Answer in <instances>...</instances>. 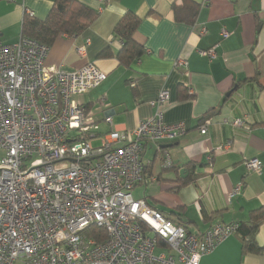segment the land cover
Returning <instances> with one entry per match:
<instances>
[{"label": "crops", "instance_id": "1", "mask_svg": "<svg viewBox=\"0 0 264 264\" xmlns=\"http://www.w3.org/2000/svg\"><path fill=\"white\" fill-rule=\"evenodd\" d=\"M82 1L98 11L97 18L80 35H61L50 48L47 67L81 69L94 62L104 71L103 84L77 99L102 120L106 111L97 101L104 96L113 129L132 131L153 117L151 102L162 90L169 92L161 107L165 122L187 125L177 139L146 144V174L133 197L146 199L196 234L217 222L248 223L251 211L264 206V0L208 5L193 0L199 5L194 24L175 20L173 3L183 0ZM52 5V0H0V41L19 40L26 10L45 18ZM128 11L141 18L134 38L145 52L123 65L114 28ZM223 30L230 36L223 38ZM86 40L90 43L81 55L78 48ZM213 46L214 59L201 54ZM180 59L185 64H176ZM238 119L243 125L234 124ZM108 128L102 124L103 131ZM165 152L173 161L170 168L163 167ZM249 159L260 162L259 170H247ZM256 240L264 246V222ZM200 264H264V251L244 252L236 233Z\"/></svg>", "mask_w": 264, "mask_h": 264}, {"label": "built area", "instance_id": "2", "mask_svg": "<svg viewBox=\"0 0 264 264\" xmlns=\"http://www.w3.org/2000/svg\"><path fill=\"white\" fill-rule=\"evenodd\" d=\"M50 48L22 35L14 43L0 41V264H200L238 233L239 223L222 222L201 234L189 232L133 197L146 174V144L187 132L185 122L164 120L167 90L151 102L153 117L132 131L113 129L104 96L97 101L106 111L102 120L77 99L102 85L107 74L94 62L81 69L48 68ZM201 54L214 59L216 46ZM102 124L109 128L103 131ZM172 166L165 152L163 167ZM245 166L257 171L260 162L249 159ZM91 226L105 228L106 239L88 236ZM155 235L168 248L158 247Z\"/></svg>", "mask_w": 264, "mask_h": 264}, {"label": "trees", "instance_id": "3", "mask_svg": "<svg viewBox=\"0 0 264 264\" xmlns=\"http://www.w3.org/2000/svg\"><path fill=\"white\" fill-rule=\"evenodd\" d=\"M52 1V8L45 18L25 12L21 28L22 36L33 38L51 47L61 35L71 37L80 35L97 18L98 11L82 0ZM172 9L177 22L194 24L199 12V5L193 0H183L182 3L174 2ZM140 22L141 18L135 12L128 11L114 28L115 37L122 41V48L117 57L123 65H130L144 55V47L134 38ZM176 222L183 225L179 221ZM263 222L264 206L252 210L249 222L240 224L238 233H241L244 252L259 253L264 251V246H259L256 240V234ZM184 227L187 229L186 226ZM143 228L148 231L146 225H143ZM85 233L99 241H103L107 237L105 228L98 226L89 227ZM155 236L158 247L168 248V244L162 238L158 235Z\"/></svg>", "mask_w": 264, "mask_h": 264}, {"label": "rangeland", "instance_id": "4", "mask_svg": "<svg viewBox=\"0 0 264 264\" xmlns=\"http://www.w3.org/2000/svg\"><path fill=\"white\" fill-rule=\"evenodd\" d=\"M2 155H3V152L2 151H0V158L2 157ZM135 189V188H134ZM134 191V190H133ZM134 198L136 199V197L134 196ZM153 236H154V234H152ZM160 251L161 250H157V252L156 253H160ZM19 264H22V263H19Z\"/></svg>", "mask_w": 264, "mask_h": 264}]
</instances>
